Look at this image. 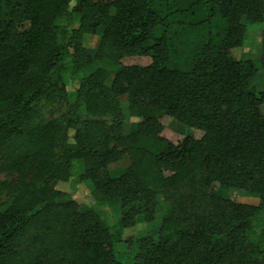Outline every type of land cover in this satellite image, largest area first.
Returning a JSON list of instances; mask_svg holds the SVG:
<instances>
[{
    "label": "trees",
    "instance_id": "1",
    "mask_svg": "<svg viewBox=\"0 0 264 264\" xmlns=\"http://www.w3.org/2000/svg\"><path fill=\"white\" fill-rule=\"evenodd\" d=\"M162 10L202 32L185 69L169 68ZM254 24L264 0H0V264H264V59L230 54ZM64 100L42 118L41 101ZM59 182L87 187L96 208ZM116 203L112 231L98 207ZM161 203L156 240L121 239Z\"/></svg>",
    "mask_w": 264,
    "mask_h": 264
},
{
    "label": "rangeland",
    "instance_id": "2",
    "mask_svg": "<svg viewBox=\"0 0 264 264\" xmlns=\"http://www.w3.org/2000/svg\"><path fill=\"white\" fill-rule=\"evenodd\" d=\"M161 16L165 18L164 23L167 24V28L170 30H174V32L168 33L169 37H173V45L172 51H174V54L171 56V64H169V68H179V69H185L189 66V63L191 61V58L193 57V54L196 50V47L200 43V37L202 35V32L198 33L197 31H188L186 29V24L184 23V20L178 16H175L174 13L162 10ZM201 16V14H199ZM77 20L72 19L69 26L70 27H76ZM181 25V26H180ZM160 34V31L156 33V37H158ZM195 34L194 40H191V36ZM219 40V39H218ZM98 41L97 37H88V39L85 41V45L88 48V52H93V48L96 46ZM231 58L233 60H239V59H245V60H252L254 62H257L260 59H264V24L258 25L254 24L247 28L246 38L244 41V45L242 49H235L231 51ZM77 83L76 82H68L67 88L73 90L76 88ZM255 88L258 91L264 90V78L260 74L258 80L255 83ZM121 108L124 110L125 114V106L127 104L126 98L122 97L119 100ZM69 106V102L66 100L59 101L56 104L50 105L46 104L43 101H41L38 104V108L40 110V113L42 115V118L45 120L51 119V118H58L61 117L64 113H67V109ZM127 114H125L126 116ZM126 126L125 130L127 132L128 128V117L126 116ZM132 121V120H130ZM169 129L183 134V135H190V131L185 128L184 126L172 121L169 124ZM70 134V133H69ZM71 134L69 135L70 142H71ZM146 145H149V143H146ZM152 147V145H151ZM128 167V159L123 158L118 164L111 165L109 167L110 174L112 176H115L119 174L121 171L126 169ZM53 188L65 192L69 194L73 200L81 207L82 211L84 210H92L96 208V204L94 203L90 190L87 189V187L83 185H73L72 183H54ZM211 194L215 195L218 194L222 197L230 198L238 203L250 205V206H257L259 204V198L257 196L248 195L246 193L240 192L238 190H226L222 189V191L218 188L217 184H214L212 188L210 189ZM6 199L3 198L1 201H5ZM166 208V205L164 203H161V205L158 206L156 211V218L153 221V223L150 226H147L142 219H138L137 225L130 229L126 230L122 233L121 239H128L130 237L132 238H141L145 236H151L154 240L157 238V231L160 223V219L162 216V213L164 212ZM99 212L101 213V216L103 219L108 223L109 227L112 228V231H115L117 229V223L119 221L120 215H119V204H111V205H103L102 207H98ZM116 249L120 252H127V246L122 243H117L115 245Z\"/></svg>",
    "mask_w": 264,
    "mask_h": 264
}]
</instances>
